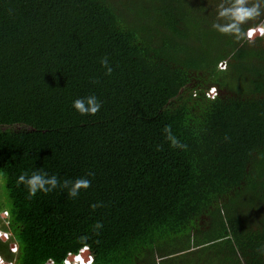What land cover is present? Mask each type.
<instances>
[{"label":"trees","instance_id":"trees-1","mask_svg":"<svg viewBox=\"0 0 264 264\" xmlns=\"http://www.w3.org/2000/svg\"><path fill=\"white\" fill-rule=\"evenodd\" d=\"M150 1L0 0L16 264L84 246L99 264H264V38L213 29L221 0ZM91 95L102 107L81 115ZM34 171L91 186L29 199L17 180Z\"/></svg>","mask_w":264,"mask_h":264},{"label":"clouds","instance_id":"clouds-1","mask_svg":"<svg viewBox=\"0 0 264 264\" xmlns=\"http://www.w3.org/2000/svg\"><path fill=\"white\" fill-rule=\"evenodd\" d=\"M262 14H264V0H221L217 5V20L212 24V27L221 34L234 36L238 42L245 41L252 44L255 42L257 36L264 38V21H260L255 27H249L247 30H245L243 26L250 21L257 20ZM101 65L106 69V75L112 74L113 69L106 57L101 59ZM219 66L221 69L226 70L227 61H221ZM216 92L217 90L215 88L211 89L212 99H215ZM73 107L81 115H96L100 111L102 104L95 95H91L87 98H78L74 100ZM164 132L167 134L166 138L171 141L173 147H186V145L181 144L172 134L171 126H166ZM89 175L93 174L89 173ZM17 184H23L27 187L29 199L35 197L38 192L47 194L58 187L68 189V195L72 198H76L81 189L86 190L91 186V181L87 178H77L75 181L64 180L61 182L55 175L49 176L46 172L34 171L31 175L22 173L18 177ZM95 207H97V205H93V208ZM97 227H101V225H97ZM85 248L86 250L82 253V249ZM82 249H80L77 254L69 253L67 255V257L72 260L71 264L74 262L81 264V259L78 257L80 256L84 259V256L88 254L93 257V262L96 264L95 257L91 253L89 246H84ZM261 254H264V248L261 249ZM67 257L64 258L62 263L53 260L58 264H67L65 262ZM157 259H159V257H157Z\"/></svg>","mask_w":264,"mask_h":264},{"label":"rangeland","instance_id":"rangeland-1","mask_svg":"<svg viewBox=\"0 0 264 264\" xmlns=\"http://www.w3.org/2000/svg\"><path fill=\"white\" fill-rule=\"evenodd\" d=\"M148 5L151 2L147 0ZM220 65V64H219ZM219 68H221L219 66ZM6 180L3 175L0 173V247H2V251L0 252L3 257L7 259L9 256H13L16 258L19 252L17 242L13 237V233L11 232L10 225L8 220L6 219L7 215H9L10 210L8 207L11 206V201L6 198V189H5ZM208 218L203 215L204 223L207 221ZM203 223V224H204ZM71 259V258H70ZM43 264H49V259L42 262Z\"/></svg>","mask_w":264,"mask_h":264},{"label":"built area","instance_id":"built-area-1","mask_svg":"<svg viewBox=\"0 0 264 264\" xmlns=\"http://www.w3.org/2000/svg\"><path fill=\"white\" fill-rule=\"evenodd\" d=\"M85 250H86V248L85 249H82V253ZM71 261L72 260L69 257H67L65 259V262L67 264H71ZM93 261H94L93 257L88 254V255L84 256V259H81L80 260V263L81 264H87V263H89V264H95ZM0 264H16V259L15 258H13V259L12 258L11 259H7V258L3 257L2 254L0 253ZM49 264H58V263L56 261H54L53 259H49ZM73 264H77V262H74Z\"/></svg>","mask_w":264,"mask_h":264}]
</instances>
